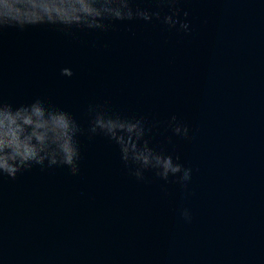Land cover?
Masks as SVG:
<instances>
[{
	"label": "water",
	"instance_id": "water-1",
	"mask_svg": "<svg viewBox=\"0 0 264 264\" xmlns=\"http://www.w3.org/2000/svg\"><path fill=\"white\" fill-rule=\"evenodd\" d=\"M181 3L191 32L156 18L0 29V98L42 96L85 128L92 103L146 116L151 143L193 169L187 187L139 179L84 133L79 174L0 175V264H264V0Z\"/></svg>",
	"mask_w": 264,
	"mask_h": 264
},
{
	"label": "clouds",
	"instance_id": "clouds-1",
	"mask_svg": "<svg viewBox=\"0 0 264 264\" xmlns=\"http://www.w3.org/2000/svg\"><path fill=\"white\" fill-rule=\"evenodd\" d=\"M167 9V11H165ZM181 0H0V29H26L33 25H54L65 31L107 29L116 20H160L170 28L191 32L190 21L182 18ZM188 12H183L187 17ZM62 74L72 76L74 69L63 66ZM85 128L77 116L42 96L26 102L0 98V175L17 177L35 165L41 168L66 166L72 174L81 172V135H101L118 147L120 159L130 174L143 179L154 169L163 177L175 176L183 186L191 180L193 169L151 143L149 133L155 122L148 117L114 110L107 103L88 105ZM173 131L186 135L187 125L176 115ZM186 220L190 208H183Z\"/></svg>",
	"mask_w": 264,
	"mask_h": 264
}]
</instances>
